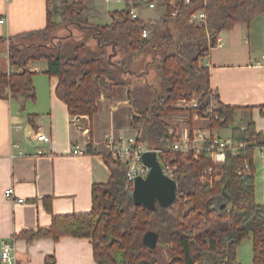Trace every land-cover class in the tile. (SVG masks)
<instances>
[{
  "label": "trees",
  "instance_id": "16d2710c",
  "mask_svg": "<svg viewBox=\"0 0 264 264\" xmlns=\"http://www.w3.org/2000/svg\"><path fill=\"white\" fill-rule=\"evenodd\" d=\"M48 2L44 29L9 38V67L0 72V98L17 100L20 111L26 101H35L32 75L37 69L29 64L40 60L46 62L44 72L57 78L55 95L74 117L90 119L101 97L111 100L115 89H126L131 115L128 127L147 147L159 150L157 158L163 168L166 164L175 167L171 178L176 182V198L166 208L156 204L147 210L135 205L126 166L104 154L110 174L107 182L92 185L89 212L54 215L44 199L50 224L22 230L19 236L28 242L42 237L90 239L97 264H240L237 247L250 238L252 264H264V205L255 201L253 165V152L264 148V133L250 117L234 124L240 108L219 101L210 90L208 68L198 63L216 45L221 32L237 24L248 25L263 13L264 0H207L206 25L201 27L187 22L188 14L201 7L200 2L183 7L175 18L168 8L155 23L132 19L125 6L110 13L111 22L104 24L90 22L81 0ZM55 17L66 22V34L48 36L58 26ZM168 20L179 27L174 49L156 57L160 43L152 38L159 23ZM144 28L151 29L149 39L140 36ZM139 55H151L146 67L157 61L162 91L144 81L145 76L135 68ZM195 94L200 95L197 107L186 110L189 139L193 138L195 113L207 119L211 131L230 128L231 142L243 144L235 154L226 148L223 162L206 155L212 144L208 139L199 152L172 148L176 131L163 117L182 112L172 104L189 101ZM33 116L27 115L30 122ZM86 152L96 153L91 143ZM150 230L158 237L153 249L142 241ZM46 263L54 264L55 258L46 257Z\"/></svg>",
  "mask_w": 264,
  "mask_h": 264
},
{
  "label": "crops",
  "instance_id": "0c3cea01",
  "mask_svg": "<svg viewBox=\"0 0 264 264\" xmlns=\"http://www.w3.org/2000/svg\"><path fill=\"white\" fill-rule=\"evenodd\" d=\"M81 1L89 15L95 17L101 10L93 12V9L108 4L101 0ZM48 8V0H0V19H4L0 23V53L4 51L5 56L2 71L9 67V38L44 29ZM109 22L110 16L106 23ZM217 38L221 46L215 45L203 57L210 90L222 104L240 108L236 110L234 124L250 117L257 130L264 133V12L248 25L237 24ZM37 63L29 64L37 69L34 72L41 69ZM56 85L57 78L51 76L47 95L38 96L39 105L30 113L20 111L17 100L0 98V242L7 240L13 245L16 264H47L49 256L55 258L54 264H97L90 239L42 237L28 242L19 236L22 230L50 224L51 214L44 199L50 202L54 215L89 212L92 185L107 182L110 174L103 159L108 152L107 137L130 131L123 124L129 114L126 89L115 91L111 100L101 97L96 113L90 119L87 116L80 119L70 115L66 104L57 98ZM28 114L34 115L32 122ZM218 132L214 130L212 134L218 136ZM38 134H44L45 138L38 140ZM226 138L229 136L222 139ZM89 143L96 153L86 152ZM74 149L85 153L73 154ZM253 165L255 201L264 205V148L253 152ZM10 187L12 199L4 194ZM18 198L24 201L19 202ZM247 240L251 244L252 264V242L250 238ZM242 242L236 255L240 264H246L241 258Z\"/></svg>",
  "mask_w": 264,
  "mask_h": 264
},
{
  "label": "built area",
  "instance_id": "2783aa9c",
  "mask_svg": "<svg viewBox=\"0 0 264 264\" xmlns=\"http://www.w3.org/2000/svg\"><path fill=\"white\" fill-rule=\"evenodd\" d=\"M106 3L116 2L123 3L124 7H128L129 16L132 19H140L141 10H157L160 11L161 16H157L156 19H148L144 21H150L151 23H155L157 20L161 19L170 8V16L171 18H175L179 13L182 12L183 7H189L195 2H200L201 7L192 10L187 16V22L193 26L206 25V12L205 5L207 0H101ZM4 19H0V23H3ZM172 21V20H168ZM141 38L149 39L151 37V29L144 28L140 33ZM216 46H221V42L219 38L216 40ZM197 107V102H194L193 108ZM197 114L194 115V120L198 119ZM185 141L196 143L201 141L202 143L197 148L195 144L191 147V150L199 152L202 149V144L206 139L211 140L212 144L206 149V155L210 156L212 161L214 162H223L225 159V149L228 148L230 151L235 154L237 152V148L242 146L243 144L232 143L229 138L222 139L218 136L212 134L211 130L204 129L199 130L194 127L193 130V138L189 139L188 130L186 129L185 133ZM45 138L44 134H38L37 139L43 140ZM190 142V143H191ZM185 144V143H184ZM173 142L172 148L174 150L186 151L190 149H186V144ZM199 144V143H197ZM107 150L111 158L118 163L124 164L126 166V180L127 184L132 188L133 182L135 178L142 176L145 177L148 172V167H146L141 160V154L145 151L155 150L156 153L159 152L157 149H152L147 147L142 141L138 139V136H126L124 134H120L117 137H114V134H111L107 137L106 142ZM184 146V147H183ZM195 146V147H194ZM85 153L83 150L74 149L73 154H83ZM162 166V165H161ZM165 168V169H164ZM162 166V169L165 174L171 177V174L175 167L166 164ZM211 168L206 170V173L209 174ZM206 177H203L202 180H205ZM210 181V180H209ZM4 194L7 198H13V189L12 187L6 189ZM19 202H23L24 199L18 198L16 199ZM0 261L2 264H16V259L14 255V247L13 245L7 241L2 240L0 242Z\"/></svg>",
  "mask_w": 264,
  "mask_h": 264
},
{
  "label": "rangeland",
  "instance_id": "374dc122",
  "mask_svg": "<svg viewBox=\"0 0 264 264\" xmlns=\"http://www.w3.org/2000/svg\"><path fill=\"white\" fill-rule=\"evenodd\" d=\"M124 9V4L123 3H116V2H110L108 3L104 8L100 6L95 7V9H93V12H95L96 10H101V13L99 16H91L90 22L91 23H95V24H104L107 22L110 13L114 12V11H122ZM160 9V8H158ZM141 10L140 12V19L141 20H147V19H155L157 16H161L160 11L159 10ZM93 20V21H92ZM60 19L59 17H55V22H57L58 26L53 29L48 36L56 34V35H64L67 33L66 30V22L61 23L59 22ZM189 24V23H188ZM179 27L177 26L175 21H166V23H159V25L157 26V31H156V35L152 38V41L156 40L157 43H160L159 46H157L159 49L157 55L155 54L156 57L161 56L164 53H167L169 51H171L172 49H174V41L176 40L175 36L177 35V31H178ZM72 31L76 34L77 30L72 28ZM7 43L9 44V41H7ZM156 43V44H157ZM7 44V46H8ZM151 50V53L153 52V50L151 48H148ZM207 54V53H206ZM203 55L202 58L198 61L199 65H204V60L203 57L206 56ZM4 51H2L0 53V72L2 71V69H4L5 66V58H4ZM151 57L147 55H139L137 56V62L135 64V68L139 71V72H144L147 68H149V70L145 73H143V75H145V79L144 81L150 83L153 85V87H155L156 90L158 91H162L163 87L161 86V81L159 79V74H158V70H157V61L152 62L150 65H148V67H146L147 64V59H149ZM158 59V58H157ZM156 59V60H157ZM36 64V63H35ZM38 66L41 68L40 71L38 72H34L32 75V81L34 80V85L36 88V101H31L28 100L25 103L24 106V111L26 113H30V110H33L35 107H38L39 102V95L42 97H45L47 95V86H48V82H49V78L51 76H49L48 74H46L44 71L46 70V62L43 60H40V62L38 61ZM146 67V68H144ZM144 70V71H143ZM37 85L39 86V89L37 87ZM40 90V91H39ZM123 89H115V91L117 93H119V91H122ZM39 91V93H38ZM115 91H114V95L115 96ZM200 95L195 94L193 96V98L189 101L181 99L176 101L175 103L172 104L173 107L175 108H181L183 111L182 112H178V113H173V114H169L166 117H163L164 120L169 123L174 130L176 131V139L174 141H176L177 143H185L186 144V149H191V147L195 144V146L198 148L199 145L202 143L201 141L196 142V143H190L188 141H185V133H186V124L185 121L188 120L189 118V113L186 112L187 109H191L193 108V104L194 102H197L199 99ZM15 102V101H14ZM236 113V112H235ZM194 115L192 116V122L195 123V127L198 128L199 130H203V128L208 127V121L205 118V120H202L200 117H198L197 120H194ZM86 119V118H85ZM132 119H135V117H132ZM131 121V115L130 113L126 116L125 118V125H129L128 123ZM197 121V122H196ZM85 125H87L85 122H83ZM83 125V124H81ZM208 130V129H207ZM219 132L218 137L219 138H225L230 136V128H225V129H220L218 130ZM120 134L115 135L114 137H117ZM138 136V133H136L133 129L128 132H126V136ZM215 135V134H214ZM216 136V135H215ZM199 143V144H197ZM184 144V145H185ZM106 145V144H105ZM194 146V147H195ZM184 147V146H183ZM107 148V146H106ZM108 151V150H107ZM107 154H109L107 152ZM242 247L240 248V252H241V258L243 259V263H245L246 260V264H251V244H250V240H244L242 242Z\"/></svg>",
  "mask_w": 264,
  "mask_h": 264
},
{
  "label": "water",
  "instance_id": "95a60500",
  "mask_svg": "<svg viewBox=\"0 0 264 264\" xmlns=\"http://www.w3.org/2000/svg\"><path fill=\"white\" fill-rule=\"evenodd\" d=\"M141 160L148 167V172L145 177L139 176L133 182V203L142 205L147 210L154 209L156 204L164 208L170 206L176 198L175 180L164 173L155 150L143 152ZM142 241L149 248H155L157 233L152 230L145 232Z\"/></svg>",
  "mask_w": 264,
  "mask_h": 264
},
{
  "label": "flooded vegetation",
  "instance_id": "af4514ba",
  "mask_svg": "<svg viewBox=\"0 0 264 264\" xmlns=\"http://www.w3.org/2000/svg\"><path fill=\"white\" fill-rule=\"evenodd\" d=\"M144 76V75H143Z\"/></svg>",
  "mask_w": 264,
  "mask_h": 264
}]
</instances>
